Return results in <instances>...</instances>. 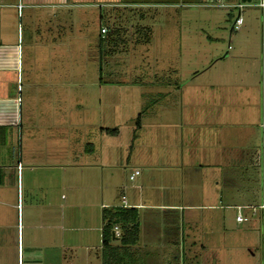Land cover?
Returning <instances> with one entry per match:
<instances>
[{"label": "rangeland", "instance_id": "rangeland-1", "mask_svg": "<svg viewBox=\"0 0 264 264\" xmlns=\"http://www.w3.org/2000/svg\"><path fill=\"white\" fill-rule=\"evenodd\" d=\"M106 1L109 6L103 5ZM145 1L93 0L87 3L95 2L98 6L71 7L72 14H82L74 20L71 29L65 33L61 31L60 43L51 44L46 39L47 27L58 21L46 13L49 9H42V14L35 13L36 10L23 11L22 16L20 8L18 18L13 11L7 13L8 27L23 29V40L32 35L34 77L64 75L95 83L99 82L95 77H109V96L101 99L102 115L94 106L98 98L95 102L93 98L83 99L84 105L79 109L75 107L77 98L56 99L49 89L36 95L19 79L20 126L10 135L0 130V155L6 157L0 164L10 163V151L14 159L21 158L24 164L22 178L19 176L22 216L24 220L35 221L33 231L25 230L24 236H32L35 244H46L42 236L50 229L49 225L60 224L59 228H51V233L58 244L63 237L65 246L55 249L56 256L50 250L52 256L49 258V250L41 245L38 250L44 260L40 264H102L100 203H120L122 191L128 197L136 194L133 185L139 182V177L131 181L128 175L139 156L153 157L152 164L156 167L161 164L158 157L161 148L151 138L154 135L151 120L155 112L163 111L162 106L169 108L166 114L173 118L161 132L166 140L165 151L170 152V157L174 156L175 162L183 153L188 160L183 170L184 191L189 192L191 185L198 183L204 184L203 188L213 186L211 183L215 180V184L218 183L215 193L219 191L224 196L225 205L259 204V176L254 156L260 144V124L264 120V14L261 15L257 7H244L242 24L230 32L236 8L199 5L214 0ZM127 2L137 4L131 7L110 4ZM101 24L107 29L114 26L122 29L124 41L113 46L114 52L104 54L106 47H99L96 36ZM142 27L150 30L148 42L143 41ZM246 65L251 77H240ZM161 82H174L180 90L177 97L169 93L161 96L156 92ZM124 83L127 87L117 86ZM13 88L16 89V83ZM102 117L106 119L102 121ZM137 118L142 127H138ZM100 121L118 132H109L106 136L109 171L106 168L104 172L102 189L81 191L82 188L73 185L83 177V171L99 179L100 175L75 166L45 165L81 161L85 150H90L87 143L99 146L102 142L93 126ZM84 124L88 129L83 126L79 129L78 126ZM130 138L137 140L131 143ZM148 140L151 145H147ZM171 142L178 150L175 146L171 148ZM129 151L132 155L129 163L123 162L120 167L112 164L118 153L125 157ZM216 153L220 155L217 157ZM211 157L219 158L220 161H216L218 169L213 167ZM196 164H201L203 169ZM15 204L16 184L12 179V184L0 189V223L5 218L16 217ZM237 211L235 207H225L219 210L218 220L211 210L191 211L195 223L189 229L199 238L196 256L191 259L187 253H182L183 244L186 247L189 244L182 240V236L187 237L188 224L180 218L174 228H170L176 235L178 233L177 243L169 245L170 254L163 247L160 251L153 249L139 258H126V264H263L264 225L260 213L248 221L237 222ZM239 211L242 215L249 214L248 209ZM141 214L152 225L164 215L160 213L156 217L150 209H142ZM203 228L209 231L208 236H202ZM11 230L7 228L1 241L0 264H22L11 246L14 242ZM150 244L161 245L155 241ZM23 264H26L25 259Z\"/></svg>", "mask_w": 264, "mask_h": 264}, {"label": "crops", "instance_id": "crops-1", "mask_svg": "<svg viewBox=\"0 0 264 264\" xmlns=\"http://www.w3.org/2000/svg\"><path fill=\"white\" fill-rule=\"evenodd\" d=\"M86 1V2H84ZM88 1L93 0H0V130L2 129L4 132L12 134L13 131L20 126L21 122V112L20 108L21 106L19 103L20 101V91H19V79L24 80L25 87H28L30 89H33L34 92H36V95L39 93H43L44 91L47 92L49 89L52 91L53 97H57L56 99H67V101H70L69 99L74 97L77 98L78 101H76L75 107H78L79 109H82L83 99H86L87 97L93 98V101L95 102V99L98 98L97 103L95 102L94 106L95 108H99L100 114L102 115L103 108L101 107V99L107 98L109 96V77H95L94 80H97L99 82H93V80L85 81L81 80V77H64V75H61L62 77H34V65L33 60L35 53H34V45L32 44V35L23 40V29L21 31L18 29V26L15 27H8V15L7 13L13 11L15 13V16L18 18V12L21 8V15L23 16L24 12L26 13L27 10L33 11L36 10L35 13L42 14V9H49L50 12H46L48 15L55 16L57 18L58 22H54L53 25H49L47 27V41L53 42V43H60L59 42V34L61 31L65 33L68 29H71L72 24L74 20H76L82 13H75L72 14L70 11L71 7L76 6H82V5H91V6H98L93 3H87ZM147 1V0H146ZM145 1V2H146ZM112 7L117 6H123V7H131L137 3L135 2H127V3H110ZM139 4V3H138ZM148 4V3H147ZM150 4V3H149ZM18 5L21 7L18 8ZM103 5H108L109 2H104ZM100 7V6H99ZM264 11V10H263ZM263 11H261V15H263ZM107 15V14H106ZM105 15V17H107ZM101 17V14L99 15ZM109 17V14H108ZM59 18V19H58ZM101 26H105L104 24ZM100 26V27H101ZM106 27V26H105ZM107 28V27H106ZM232 28L230 29L231 32ZM237 30V29H236ZM98 39V42L100 44L99 47H106L104 49V54L109 53V40H107L102 35L99 34L96 36ZM25 43V44H24ZM229 49V48H228ZM101 51V50H100ZM227 55V54H226ZM243 56V55H242ZM252 60V56L249 53V56ZM248 67L246 65L245 69ZM248 68L245 70V72L240 73V77H248ZM251 77V75H249ZM104 79V80H102ZM102 80V81H101ZM16 83V89L12 90L13 84ZM123 83V81H122ZM164 82H161L159 85V89L156 91L161 96L170 94L175 95V98L179 94L180 90L177 86H174V82H169V84H162ZM127 84H117L118 87H127ZM21 86H23L21 84ZM112 86V85H111ZM79 91L76 90L77 89ZM84 88H98V90H90L89 91H83ZM161 88V89H160ZM41 90V91H39ZM95 91V92H94ZM187 93V91H186ZM77 94V96H75ZM19 99V101H18ZM65 101V100H64ZM86 103V102H85ZM97 105V106H96ZM69 109L72 106H67ZM161 109L163 111L155 112L154 117L151 121H153L151 124L154 126V135L151 137L154 140V143L157 146H160L161 149H159V162L161 164L156 165L152 164L154 161L152 160L153 157L146 155V156H139L141 157V161L138 160L136 162H133L128 179L132 171L135 169L139 170V174L136 175L139 182L134 184V188L137 189L136 194L134 196L128 197L125 192L122 191L120 195V203L118 204H111V203H104L101 201L100 207L101 209L103 207H112V206H125V207H135L138 212L137 222H138V240L136 244L132 245L129 248V252L132 254V258H139L143 253H149L153 251V249H160L163 247V250L167 253H171V248H169V245H175L177 240L176 231L173 230V232L170 230V228H174L176 221H178L180 218L182 220L186 221L188 224V230H187V237L185 239V236H182V240H184V243L187 241L189 244L186 246H182V253H187L188 257L190 259L192 256H196L195 252L196 250V242L199 241V238H196V233L194 230H191L192 226H194V214L191 212L193 210H211L214 214L217 216V220L219 218V210L227 208H234V206L225 205L223 195H220L219 191L218 193H215L216 184L218 186V183L215 180L211 183L213 186L203 188L204 184L198 183L197 185H191V189L189 192L184 191V166L186 165L187 161L185 159V153L181 155L180 158L177 159V162L174 161V156L170 157L169 151H165V143L166 140L162 137V131L165 130L168 126V122L173 121L172 117L167 116L166 110L169 108L167 106H162ZM186 109V108H185ZM190 109V108H189ZM102 117V121L105 120ZM193 118H191V121ZM100 121L97 126L93 124L94 130L97 131V136H101V144L99 146L93 145L91 143H87L89 145L90 150H85V152L82 155V160L78 161L75 160L74 162L71 160V162H65L64 164H46L45 166H61V167H67V166H75L80 168V170H93L100 175V179L96 176L91 175V181H88L87 171L85 174L82 173L83 177H79L76 184L73 186L83 189H89L92 191V189H100L103 188V178H104V172L109 171V145L107 143V135L109 132L107 131L109 129L108 126L102 123ZM183 121V120H182ZM83 128L88 129L87 125H79V129ZM138 127L141 126V121L138 124ZM92 129V127H91ZM117 131V130H116ZM182 132V130H181ZM180 132V133H181ZM118 132H114V134H117ZM133 134V133H132ZM105 136V139H103ZM1 139V134H0ZM136 138H130L129 142L133 143L136 142ZM139 140V139H138ZM184 142V141H183ZM1 144V142H0ZM2 144L1 146H3ZM128 145V144H127ZM147 145H151V140H148ZM169 143H167V146ZM171 148L174 145L173 142H171ZM192 145V143H191ZM194 145V144H193ZM125 146V145H124ZM163 146V147H162ZM219 149L220 148H217ZM178 150V149H177ZM90 151V153H87ZM150 151V150H149ZM9 161L10 163H4L0 164V189H2L3 186L6 184H12V179H15L16 184V204L14 205L16 208V217L13 219H7L0 223V250H2L1 247V241L2 238L5 237V233L7 231V228L12 229L11 230V237L13 236V240L11 242V246L13 247L14 251H16L17 258L25 259L26 264H40L42 263V259L44 260V256L41 255L42 252H40L41 245L45 247V249L49 250L48 257L50 258L52 254H50L51 251H53V255L57 254L58 251L55 253V249L64 247V238L60 237V244L56 243V237L51 233V228L56 229L60 227V224L49 225V230L47 233L42 236L43 240H46V244H35L32 236H24L25 230L27 232L33 231L35 227V221H32L30 219L24 220L22 216L23 211V203H22V184L19 183V176L22 178L23 174V167L24 164H22V159L18 160L17 158H13V151H10ZM219 152V151H218ZM238 152H241L240 154H243V150L239 149ZM124 153V151H122ZM118 153V157L114 163H112L114 166L118 165V167L121 166L123 162L129 163L131 161V153L129 151L128 155L125 157L123 154ZM1 154V151H0ZM214 154V150L213 153ZM220 153H216V156L218 157ZM222 155V154H221ZM8 156V155H7ZM120 156V157H119ZM3 155H0V160L3 159ZM224 158V156L222 155ZM6 158V157H4ZM88 158V160H86ZM212 158V165L214 168L218 169L219 165H216V161H220L219 158L215 160L216 158ZM185 159V160H184ZM173 164V165H172ZM177 165V167L175 166ZM193 165L191 164V167ZM198 168H201V164H196ZM200 166V167H199ZM106 168H108L106 170ZM159 169V171H157ZM203 169V168H201ZM200 169V170H201ZM106 170V171H105ZM107 174V173H106ZM109 174V173H108ZM111 175L112 172H110ZM135 176L133 179L136 178ZM6 179V180H5ZM8 179V180H7ZM100 180V181H99ZM93 181L95 183H93ZM100 182V184H98ZM20 184V185H19ZM73 184V183H70ZM194 184V183H193ZM194 189V190H193ZM187 190V188H185ZM102 191V190H101ZM124 195V200L121 199V196ZM212 197V198H211ZM198 199L197 202H195V199ZM142 209H150L152 211V214H156L155 216H160V213H163L164 215L156 220L153 221L155 224H157V228H155V224L152 225L150 221H147L148 218H143L141 214ZM142 215V216H141ZM154 216V217H155ZM153 217V218H154ZM261 217V215H260ZM149 219H152V217H149ZM102 221V220H101ZM224 221V220H223ZM261 222L262 218H261ZM219 225V223H217ZM40 226V225H39ZM102 226V224H101ZM159 226V227H158ZM117 227V226H116ZM224 228V227H223ZM114 230V228H113ZM119 231V228H117ZM115 232V231H114ZM209 231L204 229L202 230V236H208ZM119 235V232H118ZM118 235L115 233L116 238H112L113 244L118 243ZM184 235V234H182ZM100 236H101V228H100ZM112 237V236H111ZM101 238V237H100ZM87 240V237H86ZM153 241L160 242L161 245L157 247V245H151ZM164 245V243H166ZM101 244V239H100ZM88 245L86 243L85 248H87ZM200 248L203 250V246L200 243ZM101 249V246H100ZM51 250V251H50ZM58 250V249H57ZM47 256V255H45ZM56 256V255H55ZM178 256H179V250H178ZM41 257V258H40ZM41 259V260H39ZM102 259V256H101ZM136 264H148L144 262H139ZM154 264V263H153ZM157 264V263H155ZM193 264V262H191Z\"/></svg>", "mask_w": 264, "mask_h": 264}, {"label": "trees", "instance_id": "trees-1", "mask_svg": "<svg viewBox=\"0 0 264 264\" xmlns=\"http://www.w3.org/2000/svg\"><path fill=\"white\" fill-rule=\"evenodd\" d=\"M121 28L114 26L107 30L105 38L112 44L109 52H114L113 46L122 43ZM141 30V28H140ZM143 41L148 42L150 30L148 27H142ZM140 116V114H139ZM139 124V119L137 122ZM110 133L116 132V129H108ZM138 212L135 207L112 206L103 207L101 211V256L102 264H126V258L133 259L129 248L136 244L138 240ZM264 225V214L261 215ZM117 226L119 228L118 243L113 244L111 231ZM264 230V227H263ZM264 232V231H263ZM127 260V261H126ZM263 264H264V233H263Z\"/></svg>", "mask_w": 264, "mask_h": 264}, {"label": "built area", "instance_id": "built-area-1", "mask_svg": "<svg viewBox=\"0 0 264 264\" xmlns=\"http://www.w3.org/2000/svg\"><path fill=\"white\" fill-rule=\"evenodd\" d=\"M251 0H214L212 2H209L208 4L206 3H200L199 5L202 6H210V7H219V8H229L233 7L237 9V14L234 16L233 23H232V30L238 29L239 26L242 24L243 19L241 16V11L243 10L244 7H257L261 11L264 10V0H257L254 3L250 2ZM21 6L18 5V8ZM100 34L102 37H104L105 33L107 32V28L105 26L100 27ZM230 48V46H228ZM19 101V99H18ZM260 144L258 146L257 151L255 152L254 156V164L258 169V176H259V197L260 201L257 206L253 205H238L235 208L238 209L235 215V220L237 222H242V221H248L250 220L251 217L257 215L264 214V120L260 124ZM139 174V170L135 169L132 171V173L129 176V179H133L134 176ZM124 195L121 196V199L124 200ZM239 209H248L249 214L247 215H242V213L239 211ZM114 231L116 235H118V230L117 227H114Z\"/></svg>", "mask_w": 264, "mask_h": 264}, {"label": "water", "instance_id": "water-1", "mask_svg": "<svg viewBox=\"0 0 264 264\" xmlns=\"http://www.w3.org/2000/svg\"><path fill=\"white\" fill-rule=\"evenodd\" d=\"M111 236H112V238H116L114 230L111 231Z\"/></svg>", "mask_w": 264, "mask_h": 264}]
</instances>
